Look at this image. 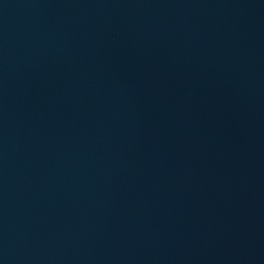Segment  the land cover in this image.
<instances>
[{
    "label": "water",
    "instance_id": "water-1",
    "mask_svg": "<svg viewBox=\"0 0 264 264\" xmlns=\"http://www.w3.org/2000/svg\"><path fill=\"white\" fill-rule=\"evenodd\" d=\"M0 264H264V0H0Z\"/></svg>",
    "mask_w": 264,
    "mask_h": 264
}]
</instances>
